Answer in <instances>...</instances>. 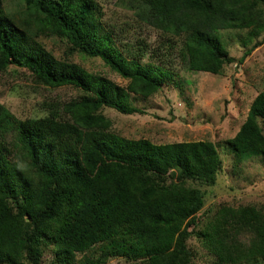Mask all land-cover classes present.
<instances>
[{
    "label": "trees",
    "instance_id": "16d2710c",
    "mask_svg": "<svg viewBox=\"0 0 264 264\" xmlns=\"http://www.w3.org/2000/svg\"><path fill=\"white\" fill-rule=\"evenodd\" d=\"M142 1V20L183 36L180 54L187 69L211 73H218L228 59L218 31L257 24V6L264 5V0ZM26 3L34 13L36 35L66 38L80 53L99 57L128 82L118 85L45 51L31 58L19 56L10 47L14 29L0 18V71L10 64L23 67L37 84L71 85L83 92L61 105V118L56 110L19 121L12 145L22 166L10 161L0 139V264H40L42 244L50 234L47 223L57 215L59 264H82L73 261L72 254L85 255L96 246L104 257H132L131 264H189L188 234L182 226L203 199L198 189L183 182L215 184L221 167L216 148L209 141L155 144L128 139L110 131V120L97 112L106 106L123 114L142 113L131 104L130 95L149 97L165 79L173 78L172 73L159 64L125 57L109 34L98 31L95 0ZM6 120L0 106V128ZM263 124L264 90L253 98L229 140L234 152L264 158ZM169 173L166 182L163 177ZM217 219L219 225H209L202 235L209 238L208 248L219 264L264 263V209L221 206ZM83 260L103 261L88 256Z\"/></svg>",
    "mask_w": 264,
    "mask_h": 264
},
{
    "label": "rangeland",
    "instance_id": "374dc122",
    "mask_svg": "<svg viewBox=\"0 0 264 264\" xmlns=\"http://www.w3.org/2000/svg\"><path fill=\"white\" fill-rule=\"evenodd\" d=\"M95 2L99 13L98 31L109 34L111 43L125 57L144 64H159L173 76L165 79L160 89L149 97L130 95L131 104L142 113L123 114L106 106L100 108L97 112L110 120V131L128 139L145 138L155 144L209 141L219 154L221 167L215 184L183 182L186 187L199 190L203 204L182 226L188 234L185 244L191 252L189 264H219L208 248L209 238L202 234L208 231L209 225L215 228L219 225L220 207L264 209V158L237 154L229 145L244 122L253 98L264 90V5L257 6L261 17L257 24L218 31L228 59L218 73H211L187 69L180 54L183 36L162 31L142 20L139 17L144 7L142 0ZM26 5V0H0V18L14 29L10 34V47L15 54L31 58L45 51L118 85L127 84V79L111 70L99 57L80 53L66 38L51 33L36 35L34 13ZM82 94L71 85L50 88L37 84L23 67L10 64L0 71V106L7 117L0 128V139L10 161L23 165L20 153L12 145L20 120L49 116L56 110L57 114L61 113L63 103ZM58 116L61 118L62 114ZM171 177L169 173L163 179L169 182ZM28 218L25 214L24 219ZM58 218L59 215L47 223L50 234L42 244L40 264H59L57 258L62 254L55 242ZM82 255L84 252L73 253V261L86 264L83 258L88 256L90 261L102 259L99 264L133 262L132 257L127 256L104 257L98 246Z\"/></svg>",
    "mask_w": 264,
    "mask_h": 264
}]
</instances>
